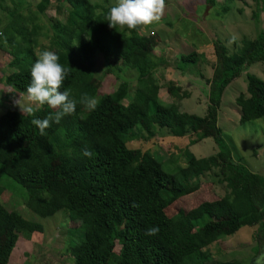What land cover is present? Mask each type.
<instances>
[{
  "label": "trees",
  "instance_id": "trees-1",
  "mask_svg": "<svg viewBox=\"0 0 264 264\" xmlns=\"http://www.w3.org/2000/svg\"><path fill=\"white\" fill-rule=\"evenodd\" d=\"M252 1L264 12V0ZM3 2L0 0V50L21 58L17 70L3 83L23 95L31 81L42 27L34 16L20 13L22 0H15V7L7 11ZM61 2L67 18L65 24L50 22L49 44L68 69L60 91L67 90L69 99L77 101L76 110L59 123L51 121L44 135L31 120L44 119L59 109L45 104L34 116L11 109L0 116V195L9 188L41 218L60 211L80 220L89 218L85 231H79L74 241L78 249L72 264H207L212 259L209 246L243 227H257L259 246L264 239V178L233 158L217 126V115L228 85L252 64L264 62V33L243 38L235 52L212 41L215 62L211 77L205 79L206 111L200 117L159 99L156 73L161 62L151 56L154 44L141 36L140 28H110L106 17L112 6L94 5L90 0ZM96 53L130 64L136 72L131 91L120 84L109 94H97L94 69L85 64ZM199 56L196 52L182 56L175 68L191 74L188 65H196ZM115 70H119L117 66ZM245 80V93L235 100L240 108L239 123L256 119L264 123V80L250 73ZM166 91L175 97L181 89L169 84ZM84 94L99 100L95 110L79 103ZM163 133L186 139L181 149L184 168L166 172L150 151L128 146L132 141L150 142ZM206 138L214 140L218 152L195 158L188 147ZM84 150L92 156L85 157ZM144 165L151 167V174ZM207 174L225 186L224 196L200 203L178 220L168 217V197L178 195L185 184L190 190L197 189ZM151 227L159 231L146 235ZM41 231L40 224L0 203V264H9L20 235L29 237ZM215 264L242 263L229 259Z\"/></svg>",
  "mask_w": 264,
  "mask_h": 264
},
{
  "label": "rangeland",
  "instance_id": "rangeland-1",
  "mask_svg": "<svg viewBox=\"0 0 264 264\" xmlns=\"http://www.w3.org/2000/svg\"><path fill=\"white\" fill-rule=\"evenodd\" d=\"M61 1L22 0L20 13L23 16H34V22L42 27L37 53L44 49L51 50L50 22L65 24L68 12ZM90 1L103 7L115 4V0ZM14 3L15 0H4V10L14 8ZM256 7L252 0H215L214 5L203 0H165L164 17L158 22L161 33L151 27L143 35V38L151 39L154 44L151 53H156L153 57L161 62L164 70L157 73L163 85L159 90L161 100L176 104L183 112L204 116L207 103L205 79L211 77L215 62L212 41H219L231 52H235L243 38L253 39L258 33H264V12ZM254 11L256 16L253 15ZM192 52L200 55L199 61L196 65H188L191 74H183L175 68V63L180 57ZM20 62L21 58L13 56L11 51L0 50V116L9 109L21 113L14 104L19 95L3 83L9 74L17 70ZM85 64L94 69V86L97 87L98 95L109 94L120 84H126L130 91L134 87L136 72L127 62L117 63L96 53L93 61ZM116 66L118 71L115 70ZM246 73L264 80V62L249 66L225 89L217 115V126L233 158L252 173L264 178V123L261 119L239 123L240 108L235 103L236 98L245 93ZM174 80L180 81L181 91L178 96L171 97L166 88L169 84L175 85ZM184 92L187 95H183ZM186 144V139L168 137L163 133L150 142L132 141L128 146L150 151L155 160L161 161L164 170L170 172V169L186 166L181 152ZM188 150L195 158L213 156L218 152L212 138L203 139L188 147ZM144 169L148 175L151 174L150 166L144 165ZM12 185L16 187V183L12 182ZM8 189L0 195V203L8 210L17 211L24 219L42 226L41 232L32 233L29 237L19 236L9 264H72V257L78 249L74 241L78 239L79 231H85L89 218L80 220L62 211L52 217L41 218L25 207L17 193ZM225 193V186L213 174H207L197 189L190 190L185 184L184 190L178 195L168 197L166 214L178 220L200 203L215 201ZM257 230V227H243L234 235L211 244L208 250L212 259L207 264L229 259H238L242 264H264V239L258 246L255 240Z\"/></svg>",
  "mask_w": 264,
  "mask_h": 264
},
{
  "label": "clouds",
  "instance_id": "clouds-1",
  "mask_svg": "<svg viewBox=\"0 0 264 264\" xmlns=\"http://www.w3.org/2000/svg\"><path fill=\"white\" fill-rule=\"evenodd\" d=\"M165 9V0H115L114 6L107 13V23L110 28L117 26L129 30L143 29L154 23H158ZM31 81L23 95L14 101L23 115L34 116L40 106L47 104L52 109H59L54 114H49L44 119L35 118L31 123L35 125L41 135L50 127V122L59 123L63 116L71 115L76 110L77 101L69 99L67 90L60 91L65 77L66 69L59 63V56L51 50L44 49L37 53V59L31 67ZM81 103L87 110H95L99 100L87 94L81 96ZM85 157H91L92 153L84 150ZM158 227H151L145 234L152 236L157 234Z\"/></svg>",
  "mask_w": 264,
  "mask_h": 264
},
{
  "label": "crops",
  "instance_id": "crops-1",
  "mask_svg": "<svg viewBox=\"0 0 264 264\" xmlns=\"http://www.w3.org/2000/svg\"><path fill=\"white\" fill-rule=\"evenodd\" d=\"M165 15V14H164ZM164 17V16H163ZM155 26V27H154ZM153 28V29H155V31H158V32H160L161 31V29L160 28H158V23H154V24H152V25H150V26H147L146 28H143V29H141V36L143 37V35H144V32H148V29H150V28ZM153 29H151V30H153ZM158 32H152V33H156V34H159ZM152 33H151V35H152ZM161 33V32H160ZM158 36V35H157ZM159 37V36H158ZM161 50V49H160ZM172 51H174V49H172ZM156 53H154V55H155ZM152 53H151V56H154ZM185 56V55H184ZM155 58V57H154ZM156 59V58H155ZM164 71L163 70V67L161 66L160 67V69H158V71ZM158 71H157V73H158ZM157 73H156V77L158 78V82H159V87H160V89H161V86H163L162 85V81H161V79L159 78L160 76H157ZM163 76V75H162ZM174 82H175V85H177V86H181V83H180V81H176V80H174ZM159 89V90H160ZM160 94H159V92H158V96H159ZM159 99L161 100V98H160V96H159ZM162 102H164V103H168L167 101H164V100H161ZM169 103H171V102H169Z\"/></svg>",
  "mask_w": 264,
  "mask_h": 264
}]
</instances>
